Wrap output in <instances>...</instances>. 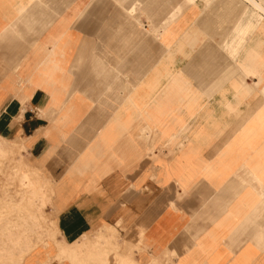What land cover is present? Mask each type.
I'll return each mask as SVG.
<instances>
[{
	"label": "crops",
	"instance_id": "0c3cea01",
	"mask_svg": "<svg viewBox=\"0 0 264 264\" xmlns=\"http://www.w3.org/2000/svg\"><path fill=\"white\" fill-rule=\"evenodd\" d=\"M225 1L0 0V139L52 184L57 241L98 242L80 264H264V0Z\"/></svg>",
	"mask_w": 264,
	"mask_h": 264
},
{
	"label": "rangeland",
	"instance_id": "374dc122",
	"mask_svg": "<svg viewBox=\"0 0 264 264\" xmlns=\"http://www.w3.org/2000/svg\"><path fill=\"white\" fill-rule=\"evenodd\" d=\"M133 1L135 0H131ZM237 42L238 36L235 33L228 42V53L235 50V46L239 43ZM5 146L10 153L0 159V264H21L22 259L33 248L41 245L49 247L51 243L58 250L59 257L67 258L72 264L95 260L93 255L97 251L92 252L93 247H90L91 249L88 246L84 247L83 252L86 253L82 257L84 260L79 257L80 246L75 248L74 245L66 246L57 241L52 184L46 180L41 169L35 170L38 166L27 158L23 146L10 142H5ZM14 167H19L21 173L28 175L31 180L30 189L34 190L33 194L16 181ZM109 264H115V260L111 257Z\"/></svg>",
	"mask_w": 264,
	"mask_h": 264
},
{
	"label": "bare ground",
	"instance_id": "6f19581e",
	"mask_svg": "<svg viewBox=\"0 0 264 264\" xmlns=\"http://www.w3.org/2000/svg\"><path fill=\"white\" fill-rule=\"evenodd\" d=\"M248 1V0H247ZM252 1H254V0H252ZM217 2H219V1H217ZM225 2H227V1H225L224 0V4H225ZM234 2L237 4V2L234 0ZM239 2H242V1H239ZM255 2V1H254ZM260 2V1H259ZM220 3V2H219ZM221 3H223V2H221ZM235 3H234V5H235ZM243 3V2H242ZM248 3H250V1L248 2ZM252 3V2H251ZM250 3V4H251ZM261 3V2H260ZM263 3V2H262ZM210 4H212V3H210ZM215 4V3H214ZM214 4H212V7H213V5ZM239 4V3H238ZM253 4H257V3H253ZM252 4V5H253ZM264 4V3H263ZM262 4V5H263ZM227 4H225V6H226ZM229 5H230V3H229ZM228 5V6H229ZM136 6V5H135ZM211 6V5H210ZM209 6V7H210ZM221 6V5H220ZM223 6V5H222ZM221 6V7H222ZM224 6V7H225ZM228 6H227V8H228ZM231 6V5H230ZM236 6H238V5H236ZM242 6V5H241ZM244 6V5H243ZM208 7V8H209ZM218 7H219V4H218ZM251 7H253V6H251ZM220 8V7H219ZM239 8V7H238ZM242 8L243 7H241L240 9L242 10ZM262 8V7H261ZM212 10L214 9V8H211ZM231 9V8H230ZM239 9V10H240ZM244 9V8H243ZM257 9L258 10H260V8L257 6ZM263 9V8H262ZM261 9V10H262ZM217 10V9H216ZM224 10H225V8H224ZM245 11V10H244ZM263 11V10H262ZM261 11V12H262ZM215 12V11H214ZM225 12V11H224ZM234 12V11H233ZM239 13L238 11H236L235 10V13ZM216 13V12H215ZM226 13V12H225ZM229 14H230V11L228 12ZM212 14V13H211ZM210 14V15H211ZM217 14V13H216ZM215 14V15H216ZM218 14H219V12H218ZM224 14V13H223ZM232 14V13H231ZM209 15V16H210ZM233 15V14H232ZM236 15V14H235ZM234 15V16H235ZM209 16H207V17H209ZM213 15H211L210 16V20H211V17H212ZM218 16V15H217ZM227 16V15H226ZM230 16V15H229ZM229 16L227 17V19L229 18ZM136 17V16H135ZM223 18H224V16H222ZM215 18V17H214ZM239 18V17H238ZM206 19V18H205ZM218 19H220V18H218ZM222 19V18H221ZM225 19V18H224ZM223 19V20H224ZM207 20V19H206ZM216 20H217V17H216ZM212 21V20H211ZM221 21V20H220ZM219 21V22H220ZM227 21V20H226ZM237 21V20H236ZM204 24H205V22L204 21H202ZM209 23H210V21H208ZM219 22H217V23H219ZM228 22H230V21H228ZM202 23V24H203ZM234 23H235V21H234ZM200 24V23H199ZM206 24H207V22H206ZM211 24V23H210ZM226 24H227V22H226ZM208 25V24H207ZM213 25H214V23H213ZM215 26V25H214ZM231 26V25H230ZM234 27V26H233ZM231 28H232V26H231ZM231 28H229V29H231ZM228 28L226 27V29L225 30H227ZM228 29V30H229ZM232 29H234V28H232ZM231 29V30H232ZM245 29V28H244ZM219 30V29H218ZM210 31V30H209ZM226 33L224 34V37H222V36H219V37H222L221 39L224 41L225 40V42H224V44H221L220 46L222 47V45H223V52L228 56V57H230V58H235L236 57V55H237V53H238V51L240 50V47L244 44V42H245V40L249 37V35H250V33H248V32H242V33H236V36H238V45H237V47H236V49L234 50V51H232L231 53H228L227 52V45H228V42H229V40L235 35V33H233V32H227V31H225ZM218 33H220V32H218ZM228 33V34H227ZM209 34V36H211L210 35V33H208ZM207 34V35H208ZM216 34H214V36H215ZM222 35H223V33H222ZM208 36V37H209ZM254 36V35H253ZM258 36V35H257ZM261 36V35H260ZM212 37V36H211ZM210 37V38H211ZM218 37V36H217ZM209 38V39H210ZM224 38V39H223ZM195 40V39H194ZM219 40V39H218ZM222 40H221V42H222ZM187 41V40H186ZM190 42V41H189ZM217 42V41H216ZM218 42H220V41H218ZM248 42V41H247ZM188 43V42H187ZM195 43V42H194ZM194 45V44H193ZM201 45V44H200ZM248 52V51H247ZM244 54V53H243ZM242 54V55H243ZM243 64V63H242ZM249 65V64H248ZM205 67H206V65H199V66H185L184 67V69H185V71H187L188 73H190V74H192V75H195V74H198V73H200L203 69H205ZM240 69H241V71H242V73H244V74H247L248 72H249V67L248 66H244V65H240ZM246 83V82H245ZM244 83V85L246 86V88H249V86H248V84L246 85ZM262 89V88H261ZM248 90H250V89H248ZM173 136V135H172ZM146 139V138H145ZM5 142H8V141H6V140H2V139H0V159L1 158H4V157H7L8 155H9V153H10V151H8V149H7V147L5 146ZM20 147H22L21 145H19ZM151 153H153V154H156L153 150L151 151ZM153 157V156H152ZM5 165V164H4ZM25 166V165H24ZM2 167V166H1ZM26 167V166H25ZM23 168V167H22ZM14 169V178L16 179V181L19 183V185H21V187H23V188H26V189H29V192L31 193V194H33V192H34V190H32V189H30V187H31V180L29 179V177H28V175L26 174V173H21L20 171V169H19V167H14L13 168ZM26 172V171H25ZM29 173V172H28ZM33 183V182H32ZM34 184V183H33ZM12 185V184H11ZM17 185V184H16ZM13 186V185H12ZM20 187V186H19ZM20 187V188H21ZM22 190V189H21ZM24 191V190H23ZM19 196H20V194H19ZM19 196H18V198H19ZM9 197V196H8ZM21 197V196H20ZM30 198V197H29ZM31 199V198H30ZM38 199H39V197H38ZM7 201H9V200H7ZM9 202H11V201H9ZM21 202V201H20ZM30 206V205H29ZM52 229V228H51ZM9 230V229H8ZM7 234V233H6ZM110 234V233H109ZM112 235V234H111ZM109 237V236H108ZM103 238V237H102ZM100 239V238H99ZM97 241V240H96ZM98 242H94L93 243V247H95L96 246V244H97ZM100 243V242H99ZM106 244V243H105ZM76 246H79V245H76ZM92 247V246H91ZM76 248V247H75ZM104 248V247H103ZM68 250V249H67ZM84 250V249H83ZM115 251V250H114ZM62 252V251H61ZM63 253H65V251H63ZM80 253V252H79ZM98 253V252H97ZM107 253V252H106ZM115 253V252H114ZM66 255V254H65ZM108 255V254H107ZM68 257V256H67ZM69 258V257H68Z\"/></svg>",
	"mask_w": 264,
	"mask_h": 264
}]
</instances>
